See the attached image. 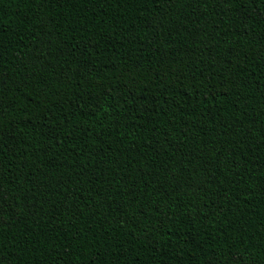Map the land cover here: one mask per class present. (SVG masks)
Listing matches in <instances>:
<instances>
[{"label": "trees", "instance_id": "1", "mask_svg": "<svg viewBox=\"0 0 264 264\" xmlns=\"http://www.w3.org/2000/svg\"><path fill=\"white\" fill-rule=\"evenodd\" d=\"M0 264H264V0H0Z\"/></svg>", "mask_w": 264, "mask_h": 264}]
</instances>
